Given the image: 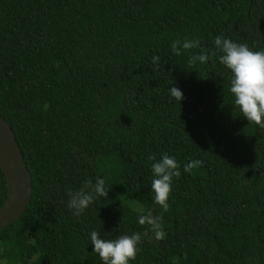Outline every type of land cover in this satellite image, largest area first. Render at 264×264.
Here are the masks:
<instances>
[{"label":"trees","instance_id":"1","mask_svg":"<svg viewBox=\"0 0 264 264\" xmlns=\"http://www.w3.org/2000/svg\"><path fill=\"white\" fill-rule=\"evenodd\" d=\"M217 36L264 51V0H0V116L32 182L25 213L0 231V262L103 264L98 231L140 233L129 264H264V128L234 107ZM177 39L200 46L176 56ZM165 153L181 166L167 212L149 160ZM97 178L107 197L75 217L69 191ZM5 198L0 169V208ZM149 210L163 240L139 224Z\"/></svg>","mask_w":264,"mask_h":264},{"label":"clouds","instance_id":"2","mask_svg":"<svg viewBox=\"0 0 264 264\" xmlns=\"http://www.w3.org/2000/svg\"><path fill=\"white\" fill-rule=\"evenodd\" d=\"M216 48L223 54L219 57L220 64L232 73L230 93L234 98V107L239 109L241 116L251 124L264 128V51H253L246 43L237 44L231 39L217 36L215 38ZM200 41L177 39L171 44V51L176 56H181L183 51L198 48ZM209 59L206 52L191 55L188 59L190 67H194L197 62L203 64ZM159 56H153L152 63L158 65ZM170 96L180 103L183 99L182 91L173 86L169 89ZM149 160L155 161L151 170L153 180L151 189L154 193V204L158 205L163 212L169 208L168 198L172 190L173 178L181 176L180 164L176 159L168 154H162L157 161L155 156H150ZM202 165V161H192L183 166L185 173H190L193 169ZM104 179L97 178L96 183L86 180L82 187L76 191H69L68 208L73 215L79 218L85 210L94 203L97 197H107ZM139 224H148L154 234V239L160 241L164 239L165 232L162 224V214L154 216L149 210L146 215L139 217ZM93 251L98 254L103 264H129L135 260L138 248L142 242L140 233L123 235L115 240L102 239L98 231L90 234Z\"/></svg>","mask_w":264,"mask_h":264},{"label":"water","instance_id":"3","mask_svg":"<svg viewBox=\"0 0 264 264\" xmlns=\"http://www.w3.org/2000/svg\"><path fill=\"white\" fill-rule=\"evenodd\" d=\"M0 169L6 182V198L0 208V231L26 211L32 195L31 175L9 124L0 116Z\"/></svg>","mask_w":264,"mask_h":264},{"label":"rangeland","instance_id":"4","mask_svg":"<svg viewBox=\"0 0 264 264\" xmlns=\"http://www.w3.org/2000/svg\"><path fill=\"white\" fill-rule=\"evenodd\" d=\"M0 264H5V262H0Z\"/></svg>","mask_w":264,"mask_h":264}]
</instances>
